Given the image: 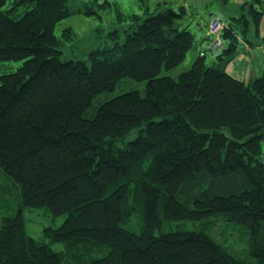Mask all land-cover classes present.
Instances as JSON below:
<instances>
[{
  "label": "trees",
  "instance_id": "trees-1",
  "mask_svg": "<svg viewBox=\"0 0 264 264\" xmlns=\"http://www.w3.org/2000/svg\"><path fill=\"white\" fill-rule=\"evenodd\" d=\"M6 3L0 62L23 63L0 76V264H247L205 229L156 234L164 220L217 215L247 229L250 252L264 264V70L248 81L226 70L242 41L264 46V0H243L245 12L229 22H205L213 43L211 21H222V46L213 64L198 49L177 78L160 73L201 37L175 24L176 9L134 15L121 44L63 60L56 24L95 9L69 0ZM126 77L147 80L144 93L102 98ZM42 206L67 217L38 239L26 232L24 211ZM135 214L139 231L127 226Z\"/></svg>",
  "mask_w": 264,
  "mask_h": 264
},
{
  "label": "rangeland",
  "instance_id": "rangeland-1",
  "mask_svg": "<svg viewBox=\"0 0 264 264\" xmlns=\"http://www.w3.org/2000/svg\"><path fill=\"white\" fill-rule=\"evenodd\" d=\"M13 0H7L5 8L11 6ZM252 1V0H249ZM72 5L87 9L85 2L95 9V13L85 14L76 13L60 20L55 26V35L63 39L61 49L63 53L61 58L84 59L88 60L89 52L98 47L114 46L116 42L120 44L125 39V30L132 22L134 15L141 17V20L151 14H157L166 9H179L184 6L187 14L181 15L175 19V24L183 29L189 27L195 34L199 22L205 23L213 15H218L226 21H231L232 16H240L244 9L241 8L243 0H69ZM248 7V4H246ZM257 6H260L257 4ZM264 6V4L262 5ZM248 13V12H247ZM66 28H72V38H65L63 32ZM118 31L119 36L110 34ZM253 31V30H252ZM200 37V36H199ZM198 49H207V63L213 64L215 56L219 50L212 48V39L201 38L197 45L187 53L185 60L172 69L163 67L160 75H171L177 78L178 75L191 67L194 59L199 55ZM23 60H10L0 62V76L3 72L16 70L22 65ZM147 87V80H135L130 77L123 78L117 87L103 95L104 98H110L130 89H139L143 93ZM228 135L230 132L225 129ZM138 131L132 130L122 140L118 141L119 146H123L128 140L134 138ZM261 158L264 160V140L262 142ZM26 232L34 238H42L47 227L56 228L60 226L67 217V213L53 215L46 207H26L24 211ZM225 216H209L203 221H184V220H164L162 227L156 229V234L162 231L170 230H200L205 229L220 243L229 247L233 253L246 260L247 264H258L257 258L250 252V236L245 227L236 225L234 222L226 221ZM140 216L135 214L127 226L130 229L139 231ZM139 223V225H138ZM214 227L208 228V224ZM52 247L56 251H64L63 242H54Z\"/></svg>",
  "mask_w": 264,
  "mask_h": 264
},
{
  "label": "crops",
  "instance_id": "crops-1",
  "mask_svg": "<svg viewBox=\"0 0 264 264\" xmlns=\"http://www.w3.org/2000/svg\"><path fill=\"white\" fill-rule=\"evenodd\" d=\"M201 25V23L199 22ZM261 38L264 39V18L260 26ZM199 36L205 38L206 36V27L205 23H202L201 28L197 29ZM253 38V37H252ZM257 39V36L253 38ZM257 41V40H256ZM206 51V49H201ZM226 70L233 76L248 81L255 78L256 76L261 75L264 70V46H251L247 41H242L240 46V51L237 56L227 65Z\"/></svg>",
  "mask_w": 264,
  "mask_h": 264
},
{
  "label": "built area",
  "instance_id": "built-area-1",
  "mask_svg": "<svg viewBox=\"0 0 264 264\" xmlns=\"http://www.w3.org/2000/svg\"><path fill=\"white\" fill-rule=\"evenodd\" d=\"M223 27H224V24L219 18H214L211 21V24L209 26V34L216 36L214 42L212 43V47L214 48L219 49L222 46V41L219 38V34H220L221 29H223Z\"/></svg>",
  "mask_w": 264,
  "mask_h": 264
},
{
  "label": "water",
  "instance_id": "water-1",
  "mask_svg": "<svg viewBox=\"0 0 264 264\" xmlns=\"http://www.w3.org/2000/svg\"><path fill=\"white\" fill-rule=\"evenodd\" d=\"M177 11H178V13H179L180 15H185V14H187V10H186V8H185L184 6L179 7V9H177Z\"/></svg>",
  "mask_w": 264,
  "mask_h": 264
}]
</instances>
